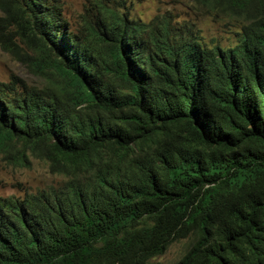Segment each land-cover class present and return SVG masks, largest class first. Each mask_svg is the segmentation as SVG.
Returning a JSON list of instances; mask_svg holds the SVG:
<instances>
[{
  "label": "trees",
  "instance_id": "1",
  "mask_svg": "<svg viewBox=\"0 0 264 264\" xmlns=\"http://www.w3.org/2000/svg\"><path fill=\"white\" fill-rule=\"evenodd\" d=\"M189 1L228 45L0 0L1 48L35 52L43 79L0 81V151L62 177L0 197V264H149L183 240L173 264H264V0Z\"/></svg>",
  "mask_w": 264,
  "mask_h": 264
},
{
  "label": "rangeland",
  "instance_id": "2",
  "mask_svg": "<svg viewBox=\"0 0 264 264\" xmlns=\"http://www.w3.org/2000/svg\"><path fill=\"white\" fill-rule=\"evenodd\" d=\"M64 18L74 28L83 17L96 15L99 6L113 8L121 15L144 23H160L170 20L173 30H182L183 36L199 41L205 46L229 44L232 36L230 26L210 18L199 17V6L189 0H62ZM1 16V15H0ZM178 32V31H177ZM19 44L20 39L14 35ZM22 50L13 55L0 45V81H19L30 87H39L43 79L35 62L37 54L20 44ZM62 177L50 173L48 166L32 157L20 144L9 151H0V197H22L52 185H58ZM187 241L172 244L160 257L149 264H173L184 254Z\"/></svg>",
  "mask_w": 264,
  "mask_h": 264
}]
</instances>
